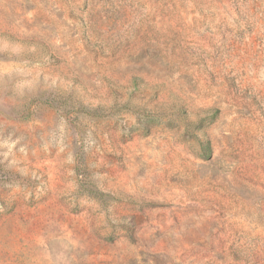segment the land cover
<instances>
[{
  "label": "rangeland",
  "instance_id": "rangeland-1",
  "mask_svg": "<svg viewBox=\"0 0 264 264\" xmlns=\"http://www.w3.org/2000/svg\"><path fill=\"white\" fill-rule=\"evenodd\" d=\"M0 264H264V0H0Z\"/></svg>",
  "mask_w": 264,
  "mask_h": 264
}]
</instances>
